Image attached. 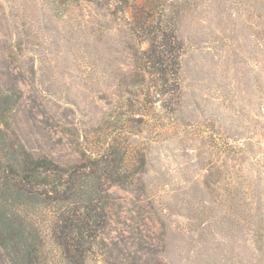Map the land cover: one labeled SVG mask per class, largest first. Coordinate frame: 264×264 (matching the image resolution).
I'll return each instance as SVG.
<instances>
[{"label": "rangeland", "instance_id": "374dc122", "mask_svg": "<svg viewBox=\"0 0 264 264\" xmlns=\"http://www.w3.org/2000/svg\"><path fill=\"white\" fill-rule=\"evenodd\" d=\"M5 95L33 156L107 168L71 264H264V0H0Z\"/></svg>", "mask_w": 264, "mask_h": 264}, {"label": "trees", "instance_id": "16d2710c", "mask_svg": "<svg viewBox=\"0 0 264 264\" xmlns=\"http://www.w3.org/2000/svg\"><path fill=\"white\" fill-rule=\"evenodd\" d=\"M153 43L143 57L165 72L167 55L161 53L169 49L165 42L159 46L162 49ZM8 97H4L6 105L0 98V126L9 110ZM4 124L0 127V249L9 264H46L54 256L59 263L71 264L76 256H85L86 245L107 224L110 195L101 180L107 168L98 165L101 158L84 154L79 164L65 167L46 156H33L11 137L12 131L7 132L10 122ZM116 171L113 181L123 185L124 171L119 167Z\"/></svg>", "mask_w": 264, "mask_h": 264}]
</instances>
